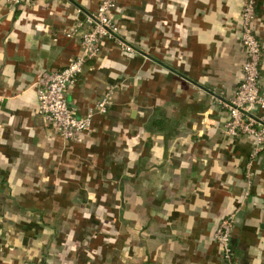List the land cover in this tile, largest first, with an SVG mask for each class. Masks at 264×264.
I'll list each match as a JSON object with an SVG mask.
<instances>
[{
  "label": "crops",
  "instance_id": "crops-1",
  "mask_svg": "<svg viewBox=\"0 0 264 264\" xmlns=\"http://www.w3.org/2000/svg\"><path fill=\"white\" fill-rule=\"evenodd\" d=\"M102 0H0V264H264V149L226 134L246 60L245 0H118L108 40L66 97L76 116L113 91L81 143L38 113L37 82L83 55ZM263 44L264 0L257 2Z\"/></svg>",
  "mask_w": 264,
  "mask_h": 264
},
{
  "label": "built area",
  "instance_id": "built-area-1",
  "mask_svg": "<svg viewBox=\"0 0 264 264\" xmlns=\"http://www.w3.org/2000/svg\"><path fill=\"white\" fill-rule=\"evenodd\" d=\"M10 1L20 5L30 0ZM257 2L245 0L241 14V43L246 51L242 81L233 99L220 102L229 114L225 124L226 134L233 138H252L257 148L255 155L258 150L264 149V93L260 80L263 44L257 33ZM117 6L118 0H102L94 14L88 15L83 21L78 20L67 36L80 37L83 55L62 70L44 73L37 82L38 113L64 140L83 142L92 128L94 117L106 114L111 103L113 91H108L85 116H76L66 94L68 88L75 85L83 74L86 61L97 58L108 40H116L127 53L134 52L133 47L120 38L119 26L113 18ZM232 224L233 216L222 220L215 232V241L227 264H233Z\"/></svg>",
  "mask_w": 264,
  "mask_h": 264
}]
</instances>
